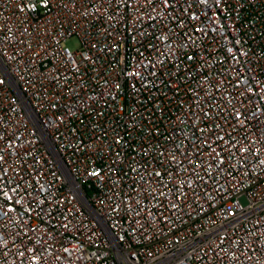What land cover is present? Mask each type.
Listing matches in <instances>:
<instances>
[{"label":"built area","instance_id":"2783aa9c","mask_svg":"<svg viewBox=\"0 0 264 264\" xmlns=\"http://www.w3.org/2000/svg\"><path fill=\"white\" fill-rule=\"evenodd\" d=\"M0 264H264V0H0Z\"/></svg>","mask_w":264,"mask_h":264},{"label":"rangeland","instance_id":"374dc122","mask_svg":"<svg viewBox=\"0 0 264 264\" xmlns=\"http://www.w3.org/2000/svg\"><path fill=\"white\" fill-rule=\"evenodd\" d=\"M66 45L71 49V50H77L79 48V43L77 41V39L75 38H71V39H68L66 41ZM240 203L242 205H245V200L244 199H240Z\"/></svg>","mask_w":264,"mask_h":264}]
</instances>
